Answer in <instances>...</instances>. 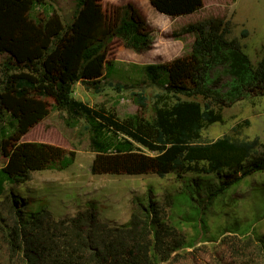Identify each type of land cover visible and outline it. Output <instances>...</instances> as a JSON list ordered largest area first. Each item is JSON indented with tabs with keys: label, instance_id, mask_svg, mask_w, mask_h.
<instances>
[{
	"label": "trees",
	"instance_id": "16d2710c",
	"mask_svg": "<svg viewBox=\"0 0 264 264\" xmlns=\"http://www.w3.org/2000/svg\"><path fill=\"white\" fill-rule=\"evenodd\" d=\"M149 1L171 17L204 7V0ZM230 26L225 17L211 16L172 30L173 38L195 34L188 56L168 63L132 64L172 96L157 95L153 114L147 117V97L135 92L134 101L142 111L121 118L104 104L91 106L76 98L73 87L82 82L95 92L103 90L102 80L118 64L107 58L114 37L137 52L152 47L154 29L134 3L77 0L74 19L65 23L50 0H0V55L4 57L0 150L3 140L59 110L67 114L65 121L70 126L85 119L93 151L114 154V161L102 171L175 173L177 177L188 172L215 173L220 182L210 195L225 191L254 171L264 172V143L258 136L239 139L226 134L208 142L200 140L205 126L223 121L224 106L248 96H264V56L254 64L240 40L227 37ZM219 67L230 77L224 93L219 90L221 77L212 75ZM181 93L188 97L201 94L205 101L182 98ZM139 145L156 154L144 153ZM10 159L18 167L0 168V195L7 184L30 179L32 163L35 168L62 170L74 162V155L44 144L19 143ZM98 165H93L96 172L101 171ZM152 202L143 210L154 213ZM19 213L17 209L7 241L21 264H153L150 226L157 214H148L147 219L133 214L128 223L113 227L100 220L94 206L59 220L48 210L26 218ZM239 240L238 249L244 252L257 248L258 260L250 259L249 264H264V236Z\"/></svg>",
	"mask_w": 264,
	"mask_h": 264
},
{
	"label": "rangeland",
	"instance_id": "374dc122",
	"mask_svg": "<svg viewBox=\"0 0 264 264\" xmlns=\"http://www.w3.org/2000/svg\"><path fill=\"white\" fill-rule=\"evenodd\" d=\"M77 0H50L65 23L74 19ZM109 3H134L154 29L155 40L149 50L137 52L114 37L108 46L107 58L117 61L116 71L104 78V88L95 92L82 82L73 87V95L91 106L104 104L119 117L142 111L134 101L135 92L147 97L145 115L153 114L157 95L169 97L165 86L154 83L133 63H168L191 53L194 33L173 38L171 32L185 24L211 16L231 21L229 39L238 38L242 49L254 64L264 56V0H204V7L184 16L171 17L157 11L149 0H101ZM247 31L246 35L243 32ZM4 57L0 55V72ZM219 67L212 75L221 77L219 90L226 92L230 77ZM122 88L117 89L116 84ZM195 98L204 102L201 94ZM223 121L208 124L200 138L208 142L226 134L239 139L256 136L264 143V96H248L222 108ZM66 113L52 110L26 130L3 140L0 168L18 167L10 153L19 143L44 144L74 155L67 168H30V179L7 184L0 195V264H21L10 252L7 232L15 223L17 209L22 216L48 210L54 220L74 216L79 210L94 206L102 222L113 227L128 223L133 214L152 221L151 238L153 264H249L258 260L256 246L244 252L239 238L264 236V172L254 171L228 189L210 195L219 185L215 173L188 172L181 177L175 173L160 176L155 173L125 174L102 171L112 163L114 154L92 150L90 132L84 118L70 126ZM148 155H155L139 145ZM114 161V160H113ZM97 162L102 171H95ZM34 167V168H33ZM153 201L154 213L146 211ZM143 208H145L143 210ZM158 232V239L155 238Z\"/></svg>",
	"mask_w": 264,
	"mask_h": 264
},
{
	"label": "crops",
	"instance_id": "0c3cea01",
	"mask_svg": "<svg viewBox=\"0 0 264 264\" xmlns=\"http://www.w3.org/2000/svg\"><path fill=\"white\" fill-rule=\"evenodd\" d=\"M135 64H147V63H135ZM115 71H116V68H115ZM115 71H114V72H115ZM114 72H113V73H114ZM113 73H112L110 76H112ZM110 76H109V77H110Z\"/></svg>",
	"mask_w": 264,
	"mask_h": 264
}]
</instances>
